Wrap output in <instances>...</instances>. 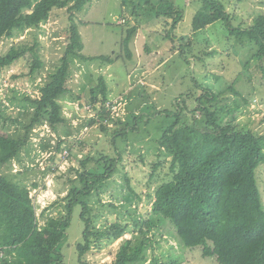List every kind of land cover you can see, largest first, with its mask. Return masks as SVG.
I'll return each mask as SVG.
<instances>
[{
  "label": "rangeland",
  "instance_id": "rangeland-1",
  "mask_svg": "<svg viewBox=\"0 0 264 264\" xmlns=\"http://www.w3.org/2000/svg\"><path fill=\"white\" fill-rule=\"evenodd\" d=\"M171 1L184 19L170 34L166 33L144 0H95L77 13L75 19L72 18L77 23L83 44L80 53L87 57L108 56L115 61L112 64L99 60L84 62L69 56L67 90L56 98L65 121L57 124L56 131L46 125L34 129L27 149L22 150V165L5 166L0 173L8 177L18 175L16 177L22 181L21 184L28 187L36 184V188L30 190V196L41 225L44 217L56 212V208L50 205L64 198L71 189L75 171L104 172L109 167L105 164L111 158H120L112 175L97 182L87 198L91 216L102 224L126 222L132 225L134 220H149L145 238L149 240L150 247L145 251V264L154 257L164 264H216L213 258H203L199 248L188 250L182 245L172 225L152 214V199L148 194L167 174V161L162 160L158 147L160 136L173 123L174 115H181L179 111L184 106L188 110L195 106L196 99L205 94L204 90L215 95L230 94L231 100L221 110L226 114L239 109L238 121L264 132V54H258V47L247 39L228 35V29L243 30L254 16L264 15V0ZM220 10L228 15V22L221 21ZM70 23L67 12L62 9L54 10L50 20L42 26L43 34L38 37L44 66L41 76H35L38 77L35 83L22 76L20 68L23 62L20 61L0 74V103L5 108L0 113V124L6 120L9 123L17 110H31V105L22 102L23 94H31L29 98L33 100L41 97L48 81L47 72L59 65L64 57ZM127 23L138 29L130 42L131 57H127L121 44ZM170 35L177 37L173 51ZM186 44L191 47L187 49ZM9 46L10 41L3 39L0 55L5 54ZM208 49L215 51L212 57L205 54ZM101 78L107 89L108 101L116 107L111 111V121L104 119L108 128L106 135L99 132L97 126L103 124L99 111L92 110V92L100 87ZM133 115L137 118L132 119ZM181 117L190 118V113L185 112ZM128 118L132 119L130 124L135 125V131L126 138L116 137L113 143V131L121 128L116 124L124 123ZM86 122L91 126L88 127ZM93 122L96 124L90 128ZM67 136L77 143L69 150V160L57 166L51 161L53 148L58 137L67 139ZM140 155L144 156L142 160ZM81 161L87 162L84 168ZM158 163L161 165L153 173V167ZM47 167L57 168V172L43 176L42 172ZM152 173L153 178H150ZM255 176L264 205V163L259 165ZM129 188L137 191L141 198L131 196ZM139 189H142L141 193ZM126 199L131 200L130 203ZM131 229L136 238L133 239L131 233H126L123 238H132L134 244L139 234L135 227ZM80 231L81 223L74 219L68 242L64 244L67 247L62 249L67 264H77L74 247L80 241ZM119 241L102 247L100 251L94 249L89 259L94 264L109 262L108 251Z\"/></svg>",
  "mask_w": 264,
  "mask_h": 264
},
{
  "label": "trees",
  "instance_id": "trees-1",
  "mask_svg": "<svg viewBox=\"0 0 264 264\" xmlns=\"http://www.w3.org/2000/svg\"><path fill=\"white\" fill-rule=\"evenodd\" d=\"M93 1L0 0V42L3 39L10 41L8 50L0 55V74L6 73L12 64L20 61L23 62L20 68L22 76L35 83L44 66L38 37L43 34L42 26L50 20L54 10L62 9L72 23L67 30L69 43L65 47L64 57L59 65L47 72L48 81L41 91V97L33 100L23 95L25 98L22 102L31 105V110H17L9 123L6 120L7 123L0 124V169L22 165L21 153L27 149L34 129L46 125L56 131L57 124L65 121L56 98L67 90L65 83L69 56L78 57L84 62L99 60L112 64L115 61L108 56L87 57L80 53L83 44L77 23L72 18L75 19L76 14ZM206 1L215 3L213 0ZM144 4L150 7L168 34L184 19L171 0H144ZM219 14L221 21L228 22L227 14L222 10ZM125 25L126 35L121 44L127 57H131L130 42L138 29L128 23ZM245 27L243 30L228 29V35L247 39L258 47V54H264V15L254 16ZM165 37L169 39L166 34ZM176 38L170 37L174 44L172 51L176 49ZM185 46L187 49L191 47L190 44ZM208 50L205 54L212 57L215 51ZM95 91L92 92V110L99 111L103 124L97 126L99 132L106 135L108 128L104 119H108V122L111 120L104 107L108 94L102 78L100 87ZM204 91L205 94L196 99L194 107L188 110L184 106L179 111L181 115L190 113V118L174 115L173 123L158 140L162 160L167 161V174L154 189L149 185L153 190L148 194L152 199L151 212L172 225L186 249L199 248L203 258H213L216 264H264V205L255 176L259 165L264 163V132L238 121L239 109L226 114L221 110L231 100L230 94L223 96ZM233 93L238 96L236 92ZM1 105L0 113L5 109ZM219 115L222 117L219 118ZM136 118L133 115L132 119ZM129 119L116 124L121 128L112 130L113 143L118 137L126 138L135 131V125L132 126V119ZM86 124L91 126L89 122ZM95 124L93 122L90 128ZM76 143L75 139L58 137L51 161L59 166L65 148L68 149L66 160H69V150ZM141 158L144 156L140 155ZM118 159L114 157L105 162L109 167L104 172L75 171L71 189L64 198L50 205L56 208V212L44 217L41 225L30 196V190L35 189L36 184L28 187L21 184L22 181L16 177L18 175L8 177L0 173V264H67L62 249L67 247L64 244L68 242L74 219L81 223L80 241L74 247L77 264H94L89 259L94 249L100 251L118 240L117 246L108 251L110 261L102 264H145V251L150 247L145 233L150 221L134 220L132 225L126 222L98 223L97 218L91 216L87 203L97 182L112 175ZM80 163L84 168L87 162ZM160 165L158 163L153 167V173ZM55 172L57 168L47 167L42 174L47 176ZM153 173L150 178H153ZM132 189L129 188L131 196L140 199V194ZM125 201L130 203L131 200ZM132 227L139 234L134 244L136 237ZM126 233H131L133 239L123 238ZM147 264L164 263L154 257Z\"/></svg>",
  "mask_w": 264,
  "mask_h": 264
},
{
  "label": "built area",
  "instance_id": "built-area-1",
  "mask_svg": "<svg viewBox=\"0 0 264 264\" xmlns=\"http://www.w3.org/2000/svg\"><path fill=\"white\" fill-rule=\"evenodd\" d=\"M28 95H31V94H28ZM111 101H108L105 103L104 107L106 108V111L107 113L111 114V111L114 110L116 107H115V104L114 103H110ZM63 153V154H62ZM61 153V157H63V161L61 162L63 164V162H65L67 156H68V152L66 150H63ZM60 163V164H61Z\"/></svg>",
  "mask_w": 264,
  "mask_h": 264
},
{
  "label": "clouds",
  "instance_id": "clouds-1",
  "mask_svg": "<svg viewBox=\"0 0 264 264\" xmlns=\"http://www.w3.org/2000/svg\"><path fill=\"white\" fill-rule=\"evenodd\" d=\"M2 88V87H1ZM24 95V94H23ZM26 96H30V95H26Z\"/></svg>",
  "mask_w": 264,
  "mask_h": 264
},
{
  "label": "crops",
  "instance_id": "crops-1",
  "mask_svg": "<svg viewBox=\"0 0 264 264\" xmlns=\"http://www.w3.org/2000/svg\"><path fill=\"white\" fill-rule=\"evenodd\" d=\"M108 66H110V65H108ZM108 91H109V87H108Z\"/></svg>",
  "mask_w": 264,
  "mask_h": 264
}]
</instances>
